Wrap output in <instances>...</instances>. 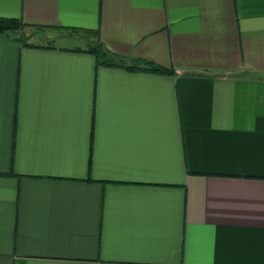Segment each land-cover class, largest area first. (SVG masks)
Instances as JSON below:
<instances>
[{
	"label": "crops",
	"instance_id": "obj_1",
	"mask_svg": "<svg viewBox=\"0 0 264 264\" xmlns=\"http://www.w3.org/2000/svg\"><path fill=\"white\" fill-rule=\"evenodd\" d=\"M0 15V264H264V0Z\"/></svg>",
	"mask_w": 264,
	"mask_h": 264
},
{
	"label": "trees",
	"instance_id": "obj_2",
	"mask_svg": "<svg viewBox=\"0 0 264 264\" xmlns=\"http://www.w3.org/2000/svg\"><path fill=\"white\" fill-rule=\"evenodd\" d=\"M24 25L25 23L17 17L0 15V32L17 31ZM28 45H32V44L28 43ZM82 50L93 53L97 59V62L101 64L122 65L130 70L142 69V70H151L160 73L173 72L172 68L156 64L149 60H141L140 62H133V63H123L121 61V58L119 57L115 58V56L109 53L108 50L99 41L90 44L88 47Z\"/></svg>",
	"mask_w": 264,
	"mask_h": 264
},
{
	"label": "rangeland",
	"instance_id": "obj_3",
	"mask_svg": "<svg viewBox=\"0 0 264 264\" xmlns=\"http://www.w3.org/2000/svg\"><path fill=\"white\" fill-rule=\"evenodd\" d=\"M36 39H37V38H35V40H36ZM58 42H59L58 40H54V41H53V43H58ZM73 43H74V45H84V43L82 42L81 39H79V40H74L73 42L68 41L66 45L73 44Z\"/></svg>",
	"mask_w": 264,
	"mask_h": 264
}]
</instances>
